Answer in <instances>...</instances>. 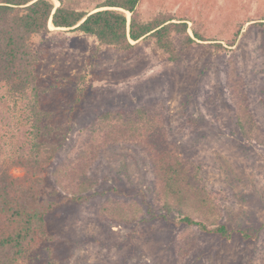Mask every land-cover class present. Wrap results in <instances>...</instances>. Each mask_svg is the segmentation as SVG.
<instances>
[{"label":"rangeland","instance_id":"1","mask_svg":"<svg viewBox=\"0 0 264 264\" xmlns=\"http://www.w3.org/2000/svg\"><path fill=\"white\" fill-rule=\"evenodd\" d=\"M138 12L144 21L185 23L193 42L186 47L172 33L180 56L171 61L150 36L121 54L48 25L30 39L35 89L0 82L2 157L28 147L29 106L37 103L57 129L48 141L60 147L47 177L78 165L95 181L83 202L64 200L59 187L41 191L40 201L55 202L45 217L50 238L25 264H264V0H140ZM139 128L161 131L221 207V222L257 230L255 238L220 240L181 223L175 204L162 206L153 158L132 140ZM81 157L92 163L79 165ZM134 203L141 211L129 209Z\"/></svg>","mask_w":264,"mask_h":264},{"label":"trees","instance_id":"2","mask_svg":"<svg viewBox=\"0 0 264 264\" xmlns=\"http://www.w3.org/2000/svg\"><path fill=\"white\" fill-rule=\"evenodd\" d=\"M56 1L58 6L51 0H0V82L21 93L28 87L35 89V57L30 39L46 32L48 25L93 36L121 54L131 52L132 43L150 36L171 61L180 56L172 33L183 35L186 47L193 42L185 23H171L160 16L142 20L138 12L140 0H99L91 10L83 9V0ZM194 38L202 40L198 33H194ZM227 81L231 96L236 98L233 72ZM49 120L37 103H31L28 147H20L8 160L2 157L0 148V264H25L41 242L50 238L45 217L55 202L39 200L43 189L55 194L52 187H59L68 194L64 200L83 202L87 199L84 194L95 184L77 164L67 172L64 165L54 168L51 178L47 177L45 172L60 150L59 145L48 141L57 130L47 123ZM134 136L132 140L142 149L146 147L153 158L157 201L162 206L175 204L183 216L181 223L187 227L195 225L198 231L216 235L220 240L237 237L247 242L255 238L257 230L233 229L221 222V207L207 198L190 162L168 146L161 131L139 128ZM79 160L85 168L92 163L84 157ZM14 168H20L22 175H11ZM182 204L191 209H182ZM129 209L141 211L136 203Z\"/></svg>","mask_w":264,"mask_h":264},{"label":"bare ground","instance_id":"3","mask_svg":"<svg viewBox=\"0 0 264 264\" xmlns=\"http://www.w3.org/2000/svg\"><path fill=\"white\" fill-rule=\"evenodd\" d=\"M52 26V25H51Z\"/></svg>","mask_w":264,"mask_h":264}]
</instances>
